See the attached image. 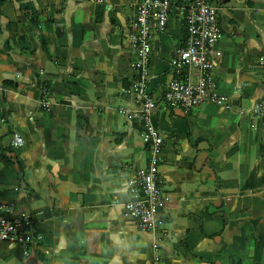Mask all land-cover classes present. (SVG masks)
<instances>
[{"label": "crops", "instance_id": "obj_1", "mask_svg": "<svg viewBox=\"0 0 264 264\" xmlns=\"http://www.w3.org/2000/svg\"><path fill=\"white\" fill-rule=\"evenodd\" d=\"M137 1L0 5V203L28 215L35 242L23 257L0 241V264H150L153 241L162 264H264V141L247 126L249 107L264 100V0L213 3L222 33L215 87L243 112L202 101L152 115L163 198L153 232L125 209L147 147L142 121L118 111L137 107L126 39ZM184 39L171 7L165 31L149 40L146 90L156 99Z\"/></svg>", "mask_w": 264, "mask_h": 264}, {"label": "built area", "instance_id": "obj_2", "mask_svg": "<svg viewBox=\"0 0 264 264\" xmlns=\"http://www.w3.org/2000/svg\"><path fill=\"white\" fill-rule=\"evenodd\" d=\"M171 7H175L182 15L185 39L170 58L171 78L160 99H156L146 90L149 40L153 32L165 31ZM216 9L213 3L205 0H193L182 6L174 5L170 0H139L127 18L126 39L129 49L134 54V61L131 63V69L135 73L132 89L136 95L137 107L134 110L118 108V111L142 121L141 139L147 147L146 163L143 168L137 170V181H128L129 191L134 193L135 197L125 204L128 215L140 230L153 232L156 229V212L163 199L156 185L162 138L151 121L155 111L173 107L186 110L205 101L227 111L243 112L239 100L231 101L215 87L212 69L221 55L219 45L222 39ZM39 104L48 108L46 87L41 88ZM248 113V128L255 129L260 139L264 141V100L252 104ZM10 144L14 148L20 147L23 139L14 133ZM33 238L28 215L12 214L9 207L0 203V241L18 244L22 256L26 257L30 247L35 243ZM150 247V264H162L156 241H153Z\"/></svg>", "mask_w": 264, "mask_h": 264}, {"label": "trees", "instance_id": "obj_3", "mask_svg": "<svg viewBox=\"0 0 264 264\" xmlns=\"http://www.w3.org/2000/svg\"><path fill=\"white\" fill-rule=\"evenodd\" d=\"M5 0H0V5L4 2ZM193 0H188L187 2H185V1H177V2H175L174 3V5L176 4V5H179V6H182V5H186L187 3H190V2H192ZM205 1H207V2H209V3H215V2H217V0H205ZM182 24H183V21H182ZM1 151V150H0ZM16 168H17V170L20 172V167H19V164L18 163H16Z\"/></svg>", "mask_w": 264, "mask_h": 264}, {"label": "rangeland", "instance_id": "obj_4", "mask_svg": "<svg viewBox=\"0 0 264 264\" xmlns=\"http://www.w3.org/2000/svg\"><path fill=\"white\" fill-rule=\"evenodd\" d=\"M217 14H218V15L221 14V11L218 10ZM216 17H217V15H216ZM217 21H218V20H217Z\"/></svg>", "mask_w": 264, "mask_h": 264}]
</instances>
